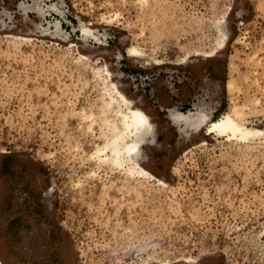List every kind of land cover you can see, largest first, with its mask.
Instances as JSON below:
<instances>
[{
	"label": "rangeland",
	"instance_id": "374dc122",
	"mask_svg": "<svg viewBox=\"0 0 264 264\" xmlns=\"http://www.w3.org/2000/svg\"><path fill=\"white\" fill-rule=\"evenodd\" d=\"M120 94L155 129L137 166ZM0 260L264 264V0H0Z\"/></svg>",
	"mask_w": 264,
	"mask_h": 264
},
{
	"label": "bare ground",
	"instance_id": "6f19581e",
	"mask_svg": "<svg viewBox=\"0 0 264 264\" xmlns=\"http://www.w3.org/2000/svg\"><path fill=\"white\" fill-rule=\"evenodd\" d=\"M129 52H131V55L134 56H137L141 53L139 49L134 47L130 48ZM138 58L141 61L146 60V58ZM117 89L119 90V88L115 85L114 91ZM119 102L122 103V106L125 109L118 117V131L115 136L116 138L112 142L115 148L111 158L117 162L132 163L137 166L140 163L139 160L141 157L140 147L143 143L147 142L149 139H152L155 130L154 125L150 122V116L143 109L131 102L125 95L120 94L118 104ZM208 115L209 114L205 113L204 111H193L189 112L188 114L174 111L172 112L171 116L174 120L183 121L185 129H191L194 127H199L201 123H204ZM209 130L211 132L218 131L221 134H226L227 136L232 137L240 136L241 138L253 136L259 132L253 129L245 128L231 115H225L224 117L213 121L211 125H209ZM139 172L141 175L147 174L146 169L141 167ZM0 264L4 263L0 260Z\"/></svg>",
	"mask_w": 264,
	"mask_h": 264
}]
</instances>
